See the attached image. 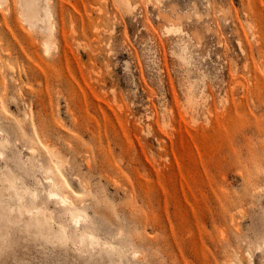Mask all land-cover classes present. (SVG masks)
<instances>
[{"label":"rangeland","instance_id":"374dc122","mask_svg":"<svg viewBox=\"0 0 264 264\" xmlns=\"http://www.w3.org/2000/svg\"><path fill=\"white\" fill-rule=\"evenodd\" d=\"M18 2L0 6V264H264V0H48L49 51ZM49 148L88 253L43 190ZM14 179L52 219L19 209Z\"/></svg>","mask_w":264,"mask_h":264},{"label":"bare ground","instance_id":"6f19581e","mask_svg":"<svg viewBox=\"0 0 264 264\" xmlns=\"http://www.w3.org/2000/svg\"><path fill=\"white\" fill-rule=\"evenodd\" d=\"M42 2L40 0H19L18 2L19 8L16 9L15 16H16L18 28L26 35H29V33L24 28V26L19 22L18 18H21L23 22L27 23L29 28L32 29V28L39 27L43 31H46L48 33V39L45 40V50L49 51L51 46L53 45V40L51 37L53 35L54 26L48 23L49 18L51 17V11L49 10L48 0H43ZM6 3H7V0H0V6H3ZM40 24H45L46 26H41ZM172 26H167V29L169 32H173V31L181 32L180 26H177L174 24ZM2 32L8 33L6 32L5 27L0 26V33ZM184 46L181 50L180 57L184 61H188L190 56L188 55L187 48ZM7 51L10 53L9 50ZM0 59H1L0 60L1 64L3 63L2 67L6 68L5 62H8V61L3 60L4 57L2 59V55H0ZM4 70L6 71V69ZM36 136L38 139H40L39 134H36ZM28 148L31 154H34L35 151L37 150V148L32 145L29 146ZM3 155H4V152L2 149H0V156H3ZM48 158L52 166V169L47 170L45 172V179L47 183L44 184L45 189L43 190L46 192V197L48 200L50 199L56 203H60L61 205L66 207V209H68V212L70 211L71 213L70 220H71L72 225L77 230H80V229L82 230L78 236V241L80 245H82L81 250L82 252L88 253L91 251L92 247L95 246L96 248V244H98L99 242H97L98 237L95 234V232L91 231L90 227L87 225L88 217L86 213H84V209L80 207L78 203L76 202V199L79 196H81V194L74 189V187L72 186V184L66 177L64 171L62 170V168L65 167L64 161L58 155V152L54 148L48 149ZM0 181H1V176H0ZM20 189L23 190L22 191L23 193H21ZM8 190H9V195L17 201L16 204L19 207V209L21 210L23 208L25 212L30 215V218L35 217L37 215L40 218H43L45 220L52 219V215L46 213L47 209L44 210L42 207L39 206L37 202L38 197H39L38 192L31 190L27 186V184L23 183L22 181H18V179H14L12 180V183L10 187L8 188ZM83 224H85V226H83ZM22 226L23 228H25V230L26 229L29 230L28 222L23 223ZM32 226L33 227L31 231H35L38 233H41V232L43 233V231H45V228L40 222ZM45 235L47 237H50L52 244H56V243L66 244L70 238L66 226H62V225H60L58 230H53L51 234H45ZM95 248H93V250ZM78 250H80V247Z\"/></svg>","mask_w":264,"mask_h":264}]
</instances>
